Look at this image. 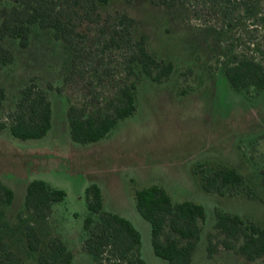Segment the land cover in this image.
I'll return each mask as SVG.
<instances>
[{
  "label": "rangeland",
  "instance_id": "1",
  "mask_svg": "<svg viewBox=\"0 0 264 264\" xmlns=\"http://www.w3.org/2000/svg\"><path fill=\"white\" fill-rule=\"evenodd\" d=\"M116 9L135 18L133 36L144 34L149 51L172 61L174 70L162 81L143 77L137 86L134 112L95 142L71 140L67 95L78 109L90 100L105 106V98L114 94L125 76L118 64L124 50L93 45L99 60L88 67L90 72H85L78 85L66 86L59 93L47 86L63 83L67 54L51 27L32 26L25 46L16 37L2 40L14 60L0 66V86L6 93L0 111L13 109L20 89L34 77L48 90L52 125L39 138L15 137L8 126L0 130V180L14 191L0 218V259L9 250V264H38V252L46 251L51 235H58L73 252L71 264H95L82 248L88 212L85 188L95 181L102 187L105 209L126 216L140 231L146 264H171L154 253L150 223L135 206V190L156 182L167 189L173 201L190 199L205 207L193 264H264V255L250 260L239 253V240L232 241L234 247H227L226 235L214 225L215 212L221 210L264 227V88L236 90L223 69L227 45L254 49L259 26L240 6H233L225 16L210 8L200 9L197 15L187 4L166 8L149 0L130 4L111 0L100 11L105 17ZM227 20L232 23L228 31ZM81 28L91 41L107 39L99 25ZM103 61L114 64L111 76L98 73ZM219 165L234 166L243 174L245 182L237 191L218 194L202 188L203 170ZM34 178L66 192L63 201L53 204L48 218L25 217L40 234L38 251L27 248L24 223L17 216L24 206L27 183Z\"/></svg>",
  "mask_w": 264,
  "mask_h": 264
},
{
  "label": "trees",
  "instance_id": "2",
  "mask_svg": "<svg viewBox=\"0 0 264 264\" xmlns=\"http://www.w3.org/2000/svg\"><path fill=\"white\" fill-rule=\"evenodd\" d=\"M0 0V66L14 60L13 52L2 44L5 37H16L22 46L28 44L31 27H51L54 36L62 41L67 54L63 62V83L48 88L62 93L66 86H76L85 79L96 63L98 53L93 45L102 49L114 46L123 49L122 66L125 76L118 82L116 91L106 99L105 106H97L90 100L78 109L67 95V118L69 135L78 143L95 142L106 135L120 120L131 115L136 109L137 86L143 77L153 81L168 78L174 70L172 61H165L153 54L146 45V37L135 38L133 27L135 18L127 12L116 9L102 16L100 9L111 0ZM130 4L135 0H123ZM137 1V0H136ZM151 3L172 8L187 4L194 14L200 9H215L227 15L233 6L242 7L245 14L252 16L256 28L254 49H235L228 44L227 57L223 62L224 73L230 85L236 90L253 87L256 91L264 88V0H149ZM233 4V6H232ZM225 19V18H224ZM97 26L107 39L101 41L88 37L81 27ZM232 26L231 20L225 23ZM98 49V48H97ZM102 52V51H100ZM104 52V51H103ZM103 56V55H102ZM103 60V57H102ZM110 61V60H109ZM103 61L102 70L106 76L112 75V62ZM112 61V60H111ZM90 83L89 79L84 82ZM5 89L0 86V110L5 98ZM93 101V102H92ZM52 125V105L48 90L31 77L20 89L13 109L0 111V130L9 127L13 136L28 139L44 136ZM201 186L207 192L224 194L236 190L244 184L243 174L234 166L219 165L203 170ZM250 194V190L248 191ZM66 192L41 178L27 183L24 206L18 218L24 223L22 232L26 246L38 251L41 237L36 225L26 220L30 215L35 219L48 218L52 206L63 201ZM14 191L0 180V218L5 207L11 204ZM87 214L84 218L86 236L82 248L91 254L95 264H146L141 252V233L126 216L104 207V194L99 183L92 181L85 188ZM135 206L138 212L150 223L151 243L154 253L171 264H193L192 256L199 239V221L206 219L203 204L190 199L173 201L167 189L160 183L137 188ZM215 227L225 235L227 247H234L233 240H239L237 251L253 260L264 255V227L245 220L236 213L216 210ZM46 251L38 252V264H71L73 252L58 235L47 239ZM210 249V246L208 247ZM11 251H6L0 264H9Z\"/></svg>",
  "mask_w": 264,
  "mask_h": 264
}]
</instances>
